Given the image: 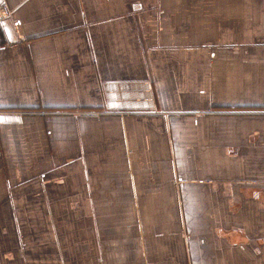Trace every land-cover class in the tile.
I'll list each match as a JSON object with an SVG mask.
<instances>
[{
    "label": "crops",
    "instance_id": "0c3cea01",
    "mask_svg": "<svg viewBox=\"0 0 264 264\" xmlns=\"http://www.w3.org/2000/svg\"><path fill=\"white\" fill-rule=\"evenodd\" d=\"M5 3L0 264H264V0Z\"/></svg>",
    "mask_w": 264,
    "mask_h": 264
},
{
    "label": "built area",
    "instance_id": "2783aa9c",
    "mask_svg": "<svg viewBox=\"0 0 264 264\" xmlns=\"http://www.w3.org/2000/svg\"><path fill=\"white\" fill-rule=\"evenodd\" d=\"M13 15L12 10L9 9L5 0H0V23L2 24L4 20L11 19ZM15 24L17 25V20H14Z\"/></svg>",
    "mask_w": 264,
    "mask_h": 264
},
{
    "label": "trees",
    "instance_id": "16d2710c",
    "mask_svg": "<svg viewBox=\"0 0 264 264\" xmlns=\"http://www.w3.org/2000/svg\"><path fill=\"white\" fill-rule=\"evenodd\" d=\"M1 32V31H0Z\"/></svg>",
    "mask_w": 264,
    "mask_h": 264
}]
</instances>
